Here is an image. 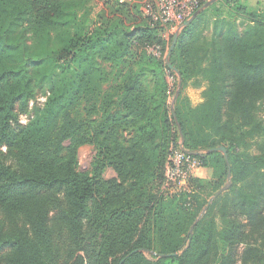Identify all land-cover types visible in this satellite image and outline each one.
Segmentation results:
<instances>
[{
  "label": "trees",
  "instance_id": "16d2710c",
  "mask_svg": "<svg viewBox=\"0 0 264 264\" xmlns=\"http://www.w3.org/2000/svg\"><path fill=\"white\" fill-rule=\"evenodd\" d=\"M104 4L94 19L89 0H0V264H264V146L247 152L264 139V10L238 7L244 29L218 18L211 34L199 13L175 71L166 27ZM181 144L212 176L176 191L165 171Z\"/></svg>",
  "mask_w": 264,
  "mask_h": 264
},
{
  "label": "rangeland",
  "instance_id": "374dc122",
  "mask_svg": "<svg viewBox=\"0 0 264 264\" xmlns=\"http://www.w3.org/2000/svg\"><path fill=\"white\" fill-rule=\"evenodd\" d=\"M133 3H136L138 5H140L141 10L143 11L144 15L146 17H149V13L151 11H156L158 8V0H130ZM89 4L91 5L92 9H93V13H92V18L95 19L96 14L105 7L104 4V0H89ZM238 7H245L247 9L248 12H252V11H263L264 10V0H216L215 2H213L211 5H209L208 7H206L205 9H202L199 13L203 12V24H205L206 30L205 33L206 34H211L210 31L213 29L214 26V22L215 20L219 19H226L227 22H233L235 21L237 25H240V30L242 31V29H244L243 27H241V23H242V17L238 14H236V10H238ZM206 10V11H205ZM152 20V19H151ZM183 28V26H182ZM181 28V29H182ZM177 30V31H181ZM175 31H169L168 29H166L163 33L164 38L166 40V47L170 49L171 46L170 45V40L171 37L177 32ZM168 49V51H169ZM166 57V56H165ZM170 83L171 85H174L175 80L173 77H169ZM195 81H190L189 82V88L186 91V94L191 97V100L194 103H197L198 100L201 98L200 97V90L197 88H201V87H206L205 83L203 82V84L201 86H197V85H193ZM182 87V85H181ZM180 87V88H181ZM202 96V95H201ZM38 99L36 103H38L39 105H41V103H43L44 101V97L42 96V94H38ZM203 98V97H202ZM174 99V97L172 98V100ZM190 100V101H191ZM197 106V105H195ZM259 115L263 118L264 120V101L261 104V110L259 112ZM254 140H249L250 142V146L247 149V152L252 154V155H257L260 153L261 151V147L264 146V139L263 138H256ZM4 149V148H2ZM96 155V149L94 148V146L90 145V144H86L83 145L79 148L78 150V160H79V169L81 171H85V172H89L92 169V162L95 158ZM202 177H204L206 174L204 172H200V174ZM104 176L106 178H111L115 176V172L112 168H107L104 172ZM210 174L207 176L209 177ZM229 181V178H228ZM228 183V182H227ZM226 183V184H227ZM213 187L206 185L205 189L202 191V197L204 200L209 199L213 197V195L210 194L212 193ZM219 207H222V202L220 203ZM246 247V245H242L239 247V256L241 255L243 249Z\"/></svg>",
  "mask_w": 264,
  "mask_h": 264
},
{
  "label": "built area",
  "instance_id": "2783aa9c",
  "mask_svg": "<svg viewBox=\"0 0 264 264\" xmlns=\"http://www.w3.org/2000/svg\"><path fill=\"white\" fill-rule=\"evenodd\" d=\"M211 0H158L156 11H151L149 16L153 22H159L169 31L180 30L183 24L205 3ZM158 56L159 52L152 50ZM23 122H26L23 117ZM203 167L186 151L182 144L172 148L168 156L165 171V187L176 191L186 190L191 176H200Z\"/></svg>",
  "mask_w": 264,
  "mask_h": 264
},
{
  "label": "water",
  "instance_id": "95a60500",
  "mask_svg": "<svg viewBox=\"0 0 264 264\" xmlns=\"http://www.w3.org/2000/svg\"><path fill=\"white\" fill-rule=\"evenodd\" d=\"M215 1H216V0H211V1L207 2V3H205V4H204L199 10H197V11L194 13V15H193L189 20H187V21L183 24V27H186L187 25H189V24L193 21V19L199 14V12H200L202 9H205L206 7H208L209 5H211V4H212L213 2H215ZM179 34H180V31H177V32L174 34V37H173V41H172L171 47H170V49H169V51H168V53H167V55H166V57H165V61H166L167 65H168L171 69H173V70H175V71H176V68L173 67V65L171 64L170 57H171L172 51H173V49H174V47H175V45H176L177 39H178V37H179ZM181 85H182V79H181V76L179 75V88L181 87ZM178 94H179V91L177 92L176 96H177ZM214 151H221V152L224 153L225 155L227 154V150H226V148H225L224 146L214 147V148H211V149L209 150V152H214ZM228 185H229V184H227V185L224 186L222 189H220L217 193H215V195L211 198L210 202H211L212 200H214V199H215L220 193H222L225 189H227ZM174 255H176V254L174 253Z\"/></svg>",
  "mask_w": 264,
  "mask_h": 264
},
{
  "label": "crops",
  "instance_id": "0c3cea01",
  "mask_svg": "<svg viewBox=\"0 0 264 264\" xmlns=\"http://www.w3.org/2000/svg\"><path fill=\"white\" fill-rule=\"evenodd\" d=\"M189 88V87H188ZM187 88V89H188ZM187 89L185 90V91H187ZM197 89H199L200 90V99L198 100V102L197 103H194L192 100H191V97L189 96V94H188V97L190 98V100H191V102H192V104L193 105H198V104H200L202 101H203V98H202V94H203V91L205 90V87H201V88H197ZM202 172H204L206 175L204 176V177H202L201 175L199 176V177H202V178H211V176H212V170L210 169V168H203L202 169ZM210 174V176L209 177H207L208 175Z\"/></svg>",
  "mask_w": 264,
  "mask_h": 264
}]
</instances>
